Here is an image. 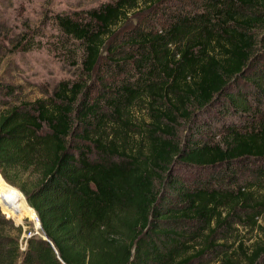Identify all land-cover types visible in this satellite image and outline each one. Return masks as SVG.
Returning <instances> with one entry per match:
<instances>
[{"label": "trees", "instance_id": "16d2710c", "mask_svg": "<svg viewBox=\"0 0 264 264\" xmlns=\"http://www.w3.org/2000/svg\"><path fill=\"white\" fill-rule=\"evenodd\" d=\"M53 20L78 74L0 109V175L47 240L21 249L0 211V264H264V238L223 243L236 222L264 237V0H111Z\"/></svg>", "mask_w": 264, "mask_h": 264}, {"label": "rangeland", "instance_id": "374dc122", "mask_svg": "<svg viewBox=\"0 0 264 264\" xmlns=\"http://www.w3.org/2000/svg\"><path fill=\"white\" fill-rule=\"evenodd\" d=\"M110 1L0 0V109L43 97L51 93L60 81L75 78L79 70L67 60L58 43L59 30L53 17L56 13L82 12ZM147 13L148 11H145L143 14ZM6 90L9 92L6 93ZM220 119L216 114L208 115L204 120L211 121L219 128L222 122L217 120ZM184 129L183 125L179 128L181 135L184 134ZM177 173L186 181L194 177L191 172L182 168H177ZM17 190L29 206L22 192ZM2 196L4 194L0 195V198ZM0 211L10 218L14 225L21 226V249L25 248L26 238L32 235L44 237L37 214L35 219L25 212L12 216L1 205ZM257 224L264 228V218L260 217ZM229 233L231 237L227 242H223L225 246H231L229 253H240V243L242 247H247L264 238L263 231L258 227L240 222L232 224ZM221 242L219 239L218 243ZM220 254L215 250L209 253L204 264H222L218 257Z\"/></svg>", "mask_w": 264, "mask_h": 264}, {"label": "bare ground", "instance_id": "6f19581e", "mask_svg": "<svg viewBox=\"0 0 264 264\" xmlns=\"http://www.w3.org/2000/svg\"><path fill=\"white\" fill-rule=\"evenodd\" d=\"M2 194H4V196L0 198V205L12 216H15L19 212H25L29 213L34 219L36 218L35 212L26 204L20 192L7 184L0 175V195Z\"/></svg>", "mask_w": 264, "mask_h": 264}, {"label": "water", "instance_id": "95a60500", "mask_svg": "<svg viewBox=\"0 0 264 264\" xmlns=\"http://www.w3.org/2000/svg\"><path fill=\"white\" fill-rule=\"evenodd\" d=\"M43 238L47 240V238H46V237H43Z\"/></svg>", "mask_w": 264, "mask_h": 264}]
</instances>
